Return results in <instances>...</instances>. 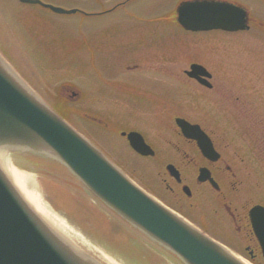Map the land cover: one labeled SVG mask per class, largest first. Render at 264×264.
Here are the masks:
<instances>
[{
    "label": "rangeland",
    "instance_id": "obj_1",
    "mask_svg": "<svg viewBox=\"0 0 264 264\" xmlns=\"http://www.w3.org/2000/svg\"><path fill=\"white\" fill-rule=\"evenodd\" d=\"M41 1L64 9H78V12L62 14L39 4L0 0V55L7 61L8 53L12 55L27 78L33 80L35 88L43 90L63 114L57 112L157 201L159 196L166 195L161 182L164 176L158 175L153 163L135 154L116 133L136 127V123L144 124L145 117H141L140 122L135 118L153 116V113L121 112L118 107L115 112L107 111L108 102L97 103L92 98L96 72H118L119 60L132 54L138 58L135 64L142 63L144 56L151 50L149 55H153L158 47L161 56L167 59L164 64L169 70L174 65L171 59H176L172 60L176 61L174 69L177 68L173 71L180 74L189 69L191 62L199 61L218 73V79L215 76L213 81L216 87L230 73L237 76L236 73L246 72L256 77V87L264 94V43H238V35L219 29L191 32L177 27L176 8L184 0ZM239 1H250L257 6L254 12L264 19V14H260L264 11V0ZM98 12L101 14H94ZM98 51L101 53L99 59ZM141 69L143 74H148L154 68L142 64ZM162 70H165L163 66ZM140 82L161 88L165 98L171 99L174 94L163 81L154 84L146 76ZM72 91H82L87 96L72 106L64 104L63 97L69 101L67 98ZM178 100L184 106L194 103L193 96L186 92H180ZM123 103L127 105L128 101ZM82 104L85 109L76 110ZM111 115L114 121L121 123L117 130L108 127ZM26 151L27 154L5 152L13 167L34 181L38 195L68 228L67 239L75 247L101 264H180L169 259L168 254L160 252L143 234L103 205L61 162L32 150ZM196 201L194 199L193 203ZM217 204L218 200L209 195L196 204V209L200 205L204 212L205 219L201 222L207 224L211 218L215 219L217 212L213 209ZM187 221L198 229V222ZM206 227L209 230L206 236L240 260L234 249L239 246L235 238L222 236L213 227Z\"/></svg>",
    "mask_w": 264,
    "mask_h": 264
},
{
    "label": "flooded vegetation",
    "instance_id": "obj_2",
    "mask_svg": "<svg viewBox=\"0 0 264 264\" xmlns=\"http://www.w3.org/2000/svg\"><path fill=\"white\" fill-rule=\"evenodd\" d=\"M225 1L242 7L247 22L244 30H221L238 35V43H264V19L254 12L257 6L250 1ZM260 14L263 15L264 11H260ZM175 20L179 27L177 8ZM155 40L159 43L157 36ZM98 53L99 59L101 53ZM149 54H152V50ZM149 54L144 56L142 63L137 64L135 61L138 58L134 54L120 59L118 72H96L93 100L97 103L108 102L109 112H115L118 107L121 112L153 113V116L138 115L135 118L139 121L145 117L144 124L136 123V127L114 133H119L135 154L149 159L156 173L164 176L161 182L166 195L159 196L161 200L158 201L184 219L198 222V229L205 234H209L206 227L209 226L222 236L235 238L239 246L234 249L243 262L264 264L262 245L251 218L253 208H264V94L256 87V77L246 72L236 73L237 76L230 73L216 87L213 81L215 76L218 79V73L199 61L191 62L189 69H184L180 74L173 71L176 61L172 60L176 59L170 60L174 65L169 70V66L164 64L167 59L161 56L158 47L153 55ZM142 64H149L154 68L153 72L143 74ZM192 64L202 65L207 69V75L198 74V78L190 76ZM146 76L154 84L163 81L169 85L174 92L171 99L165 98L161 88L142 85L140 81ZM34 89L52 105L43 90ZM180 92L190 93L194 103L186 106L180 104ZM85 96L87 94L82 91H72L67 98L69 101L63 97L64 104L72 106ZM125 100L128 101L127 105L123 103ZM83 105L76 110L85 109ZM108 118V127L117 130L120 121H114L112 115ZM182 120L195 127L192 130L194 136H185L179 126ZM132 131L142 136L153 154L143 156L132 148L128 139V133ZM199 142H203L204 147ZM201 172L209 175V178L200 180ZM208 195L218 200L217 208L213 209L217 216L205 224L201 222L205 219L204 212L200 210V205L196 209V204ZM194 199L197 200L195 203Z\"/></svg>",
    "mask_w": 264,
    "mask_h": 264
},
{
    "label": "water",
    "instance_id": "obj_3",
    "mask_svg": "<svg viewBox=\"0 0 264 264\" xmlns=\"http://www.w3.org/2000/svg\"><path fill=\"white\" fill-rule=\"evenodd\" d=\"M20 1L41 4L56 13L78 12L41 0ZM177 14L178 23L194 31L245 29L247 22L244 9L220 0L183 1ZM198 74L207 75L202 66L192 65L189 75L198 78ZM179 126L185 136H194V126L185 120ZM128 139L138 153L153 154L139 133L130 132ZM199 144L204 147L203 142ZM7 150H32L57 159L105 205L184 264H243L134 184L47 106L0 55V152ZM208 178L209 175L201 172L200 180ZM251 218L264 255V208H253ZM0 264L101 263L45 226L0 168Z\"/></svg>",
    "mask_w": 264,
    "mask_h": 264
},
{
    "label": "bare ground",
    "instance_id": "obj_4",
    "mask_svg": "<svg viewBox=\"0 0 264 264\" xmlns=\"http://www.w3.org/2000/svg\"><path fill=\"white\" fill-rule=\"evenodd\" d=\"M55 160L58 161L57 159ZM0 168L13 188L20 194L22 199L36 214L40 221L59 236L68 238V228L63 221L55 215L48 204L42 200L41 196L38 195L39 193L37 192H39V189L35 187L36 185L34 184V181L19 173V171L8 161L7 152H0ZM239 261L243 264H249L242 260Z\"/></svg>",
    "mask_w": 264,
    "mask_h": 264
},
{
    "label": "trees",
    "instance_id": "obj_5",
    "mask_svg": "<svg viewBox=\"0 0 264 264\" xmlns=\"http://www.w3.org/2000/svg\"><path fill=\"white\" fill-rule=\"evenodd\" d=\"M2 50H4L5 52H6V49H2ZM8 58L11 60V61H13L14 62V64H16L15 63V60H14V57H12V55H9V53H8ZM17 65V64H16ZM18 66V65H17ZM19 67V66H18ZM55 107H56V109L59 111V112H61V110L55 105ZM62 113V112H61ZM63 114V113H62ZM157 248H158V250L161 252V251H164L166 254H168L167 255V257L169 258V259H173V260H175V262H178V263H180V261L177 259V257L176 256H174L173 254H170V253H168L167 251H165L164 249H162V248H160V247H158L157 245H155ZM181 264V263H180Z\"/></svg>",
    "mask_w": 264,
    "mask_h": 264
}]
</instances>
